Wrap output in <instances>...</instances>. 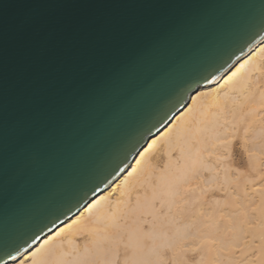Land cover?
<instances>
[{"label": "water", "instance_id": "water-1", "mask_svg": "<svg viewBox=\"0 0 264 264\" xmlns=\"http://www.w3.org/2000/svg\"><path fill=\"white\" fill-rule=\"evenodd\" d=\"M263 42L264 0H0V264Z\"/></svg>", "mask_w": 264, "mask_h": 264}, {"label": "bare ground", "instance_id": "bare-ground-1", "mask_svg": "<svg viewBox=\"0 0 264 264\" xmlns=\"http://www.w3.org/2000/svg\"><path fill=\"white\" fill-rule=\"evenodd\" d=\"M4 264H264V42Z\"/></svg>", "mask_w": 264, "mask_h": 264}, {"label": "rangeland", "instance_id": "rangeland-1", "mask_svg": "<svg viewBox=\"0 0 264 264\" xmlns=\"http://www.w3.org/2000/svg\"><path fill=\"white\" fill-rule=\"evenodd\" d=\"M255 228H251V231H253V233L255 232L256 233V230H254ZM249 230H250V228H249ZM246 234V233H245ZM258 239V238H257ZM240 247H237L236 249L238 250Z\"/></svg>", "mask_w": 264, "mask_h": 264}]
</instances>
